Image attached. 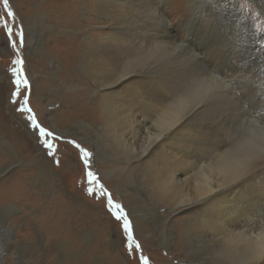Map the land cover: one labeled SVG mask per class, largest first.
<instances>
[{
	"label": "bare ground",
	"instance_id": "obj_1",
	"mask_svg": "<svg viewBox=\"0 0 264 264\" xmlns=\"http://www.w3.org/2000/svg\"><path fill=\"white\" fill-rule=\"evenodd\" d=\"M32 1L13 3L26 26L48 35L34 37L31 68L47 55L66 87L77 86L61 91L55 118L102 137L119 182L165 208L141 226L165 227L167 250L185 245L189 263L264 264V35L236 2L195 0L180 11L183 36L166 39L173 0ZM21 183L13 175L0 189L24 192ZM53 231L77 240L68 226ZM28 234L0 219V264L24 260L27 246L12 242Z\"/></svg>",
	"mask_w": 264,
	"mask_h": 264
},
{
	"label": "rangeland",
	"instance_id": "obj_2",
	"mask_svg": "<svg viewBox=\"0 0 264 264\" xmlns=\"http://www.w3.org/2000/svg\"><path fill=\"white\" fill-rule=\"evenodd\" d=\"M44 1L33 0L32 3ZM194 1L173 0L175 5L165 9L167 25L163 31L166 39L183 36L184 21L180 11L191 12ZM234 1L249 19L253 30L264 35V0H261V7L255 0ZM85 2L87 0H83ZM13 3L14 0H9V7L16 13L14 32L18 30L16 26H22L25 42L21 46L19 37L13 36L17 44L15 48L10 47L0 25V182L11 181L13 175H17L22 178L20 188L25 191L21 192L17 187L0 189V219L9 221L15 234L24 229L29 234L27 237L17 235L13 240V247L22 243L27 246L28 255L22 262L14 255L12 264H144L142 257L147 258V264H198L186 261L185 258L189 260L192 254L185 245L180 249L167 250L165 227L155 224L148 228L141 226V222L154 223V217L165 218L166 210L155 204L148 194L136 191L140 189L138 186L126 187L119 182L115 176L117 170L113 168L116 163L112 156L106 154L104 139L93 133L80 136L76 120L67 123L57 121L55 115L62 107L61 91H74L77 86L66 87L56 69V60H50L47 55L43 57V67L31 68L29 57H38L34 51L37 44L34 37L37 35L44 42L48 35L41 30L36 32L33 26H26ZM6 11L3 0H0V15H5ZM67 40L64 39L62 44ZM258 41V50L264 56V44ZM244 45V54L247 52L245 55L248 56L253 44L248 42ZM16 59L23 60L20 67L29 81V86L21 89L19 100L22 102L27 94L28 107L36 121L55 134L49 138L55 145L52 155L43 144L45 137L39 136L30 126L27 120L29 113L18 111L19 104L12 101L15 77L11 68L15 66L12 62ZM41 82H44V87L40 85L43 89L38 84ZM81 150L91 153L87 166ZM37 151L42 155L37 156ZM89 170L95 174V183H89L86 175ZM99 185H103L114 203L123 207L132 225L133 239L140 248L135 245L129 248L122 220H116L111 214L108 196L102 194ZM89 187L95 189L93 194L89 193ZM57 215L63 216L62 219L57 221ZM172 221L181 223V218L176 216ZM59 223L63 228L68 226L77 231V240L56 239L53 230Z\"/></svg>",
	"mask_w": 264,
	"mask_h": 264
},
{
	"label": "snow or ice",
	"instance_id": "obj_3",
	"mask_svg": "<svg viewBox=\"0 0 264 264\" xmlns=\"http://www.w3.org/2000/svg\"><path fill=\"white\" fill-rule=\"evenodd\" d=\"M4 8L7 10L5 15H0V25L4 28V36H5V42L12 48L16 47L17 41L13 39V36L19 37V43L21 46H23L25 42V35L23 31L22 26H16L18 28L17 31L14 32V25L16 21V13L12 10V8L9 7V0H3ZM14 67L11 68V72L14 74V85H15V91L11 93V98L13 103H18L19 108L18 111H26L29 113L27 120L31 127L38 133L39 136L45 137L43 144L46 145L47 149H49V155H52V150L55 148V145L52 142V139H49L51 137H54V133L52 131H49L43 127L40 126V124L36 121V117L34 114H32L31 109L28 107V95L25 94L23 97L22 102L19 100V97L21 95V89L27 88L29 86V81L25 77L23 68L20 67V65L23 64L22 59H16L13 62ZM72 143H75V141H72ZM79 147V145H76ZM84 164L87 166L89 163V157L91 156V153L87 152L86 150H81ZM87 177L89 178V183H95V174L93 171L89 170L86 173ZM99 187L102 189V194L108 196L107 205L109 206L111 210V214L116 220H122V228L127 233V241L128 246L131 248L133 245H135L136 248H140V245L135 242L133 239V230L131 222L128 219V216L126 212L124 211L123 207L119 203H114L111 196L106 192V190L103 189V185H99ZM88 191L90 194H93L95 192V189L92 187L88 188ZM144 264H147V258L142 257Z\"/></svg>",
	"mask_w": 264,
	"mask_h": 264
}]
</instances>
